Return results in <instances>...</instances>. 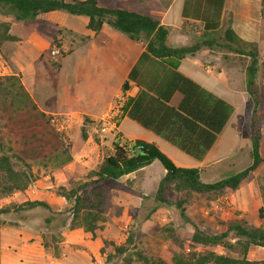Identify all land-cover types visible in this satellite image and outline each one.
<instances>
[{"label":"trees","instance_id":"obj_1","mask_svg":"<svg viewBox=\"0 0 264 264\" xmlns=\"http://www.w3.org/2000/svg\"><path fill=\"white\" fill-rule=\"evenodd\" d=\"M225 0H185L182 15L194 13L199 18L202 30L201 39L191 45L169 47L166 39L170 28L159 20L145 13L126 9L99 6L96 0H0V8L13 16L16 21H27L38 14L64 10L71 14L88 17L87 26L98 32L104 22L112 28L125 33L130 38L143 35L147 40L142 56L152 55L165 59L169 67L171 93L155 91L148 108H153L166 118V127L154 126L138 117L132 110L130 117L146 127H153L180 149L195 156L202 155L211 147L218 134L226 125L233 112V106L201 88L198 84L184 77L177 71L179 61L192 55L202 47L219 46L228 51L245 55L249 63L245 67V88L252 100L250 120L251 163L244 169L213 182H203L200 171L195 167L176 166L174 162L154 143L135 139L126 143L114 140L111 151L105 149L102 162L88 171L91 181L107 179L117 180L131 172L139 170L157 160L165 169L156 190V198L165 201L164 193L174 186L180 190L193 191L202 195L219 194L227 189L236 190L257 169L263 158L260 153L262 132L264 130V84L257 86L256 77H264V57L260 55L258 42L240 38L231 24L223 26L221 19ZM203 5V10L198 9ZM260 20L264 22V0H260ZM185 21L183 26H185ZM10 22L0 19V46L16 37L9 33ZM172 132H165L166 130ZM197 138V139H196ZM72 160L68 147V138L52 122V115L36 105L21 78L16 74L0 75V194L4 196L23 190L28 183L27 171L35 164L47 166H65ZM64 190V188H62ZM62 195L72 201L71 228L81 227L94 235L103 221L105 201L98 190H88L87 182L72 188ZM37 206L46 207L40 200H26L11 210L21 211ZM180 215L186 218L185 210L178 204ZM10 208H0V214ZM260 217L263 208H258ZM228 230L238 237L237 244L241 256L231 257L213 251L184 252L173 254L170 262L160 257H151L142 251H136V258L127 254L122 264H264L249 260L246 252L250 246L264 247V228L252 224L233 223L219 234L195 230L191 242L202 246L232 245L226 240ZM117 254L127 251L125 246H114ZM111 256H108V259Z\"/></svg>","mask_w":264,"mask_h":264},{"label":"rangeland","instance_id":"obj_2","mask_svg":"<svg viewBox=\"0 0 264 264\" xmlns=\"http://www.w3.org/2000/svg\"><path fill=\"white\" fill-rule=\"evenodd\" d=\"M103 3L108 7L118 8L122 1L100 0L98 4ZM259 6L260 0H247L246 2L240 0L238 7L241 12L245 11L251 17H258ZM222 17L223 26H227L230 23V12L226 10ZM0 19L9 21L10 24L16 21L2 8H0ZM261 26H264V22ZM199 31V33L189 35L173 34L170 41L184 45L195 43L201 39L202 30ZM262 32L264 34V27ZM176 36H178V41ZM39 42H44V39ZM33 43L31 39H25L20 45V49L28 52L20 59H23L25 64L33 61L35 67L38 64L34 59L37 46ZM202 49H207L212 56L223 59L226 67H235L234 70H238L241 76L249 63L247 56L228 51L217 45L205 46ZM259 53L264 57V48L260 49ZM44 62L48 65L46 61ZM55 62L52 60L53 64ZM73 68L72 65V73ZM53 72L56 71H51ZM33 80L36 87L39 81L35 78ZM69 80L72 85L73 75ZM224 81L226 85H229L227 79ZM50 82L52 83L49 86L43 87L42 98H46L48 94L50 97L51 93L59 94V91L63 93V88L57 86V78ZM241 83L244 85V80L234 86L236 89H233L235 92L232 103L235 111L218 146L220 152L226 155L214 166L201 171L200 179L203 182L217 181L246 168L251 163L252 100L245 93L244 88L241 89ZM256 83L258 87L264 84V77L260 73L256 77ZM64 117L52 115V122L59 131L66 134L69 151L72 152V148L70 150L71 141L72 147L82 142L81 133L78 128L73 127L72 121L66 122ZM236 125L239 136L235 132ZM129 132L132 130L129 129ZM127 139V137L124 138L123 142H127ZM108 141L110 142V138ZM260 153L263 160L259 167L252 171L249 178L236 190L227 189L219 194L202 195L193 191L180 190L172 184L164 193L165 201L156 198L159 180L164 175V168L157 160L143 167L146 173L144 184L141 175L123 181L107 179L93 182L92 178L87 176L88 171L75 176L70 175L71 169L66 168V165L35 164L31 171H27L28 183L23 190L6 196L0 194V208H10V211L2 213L5 218L4 222H10L7 227H14L12 224L20 226V223L16 221L18 216L28 224L27 229L35 234L31 239L26 240L31 248V256L17 250L16 254L12 255L15 259L10 258V249L5 244L10 245L13 240L8 234L3 240L0 238V264L4 252L7 253L4 256V264H122L127 254L136 258V251H142L147 256L160 257L167 262L171 261L174 253L182 250L184 252L213 251L239 257L241 253L237 244L238 237L232 230H228L226 237L232 245L231 248L222 245L211 247L194 244L191 242V235L195 230L219 234L226 231L233 223H248L264 228V216L260 217L258 213L259 207H262L264 212V130ZM85 182H87L88 190L100 191L105 201L103 221L99 222L94 235L84 231L81 227L71 228L69 226L72 201L62 195V192L68 193L70 189L77 188ZM26 200H40L47 206H37L29 211L11 210L13 206ZM178 204L185 210L186 218L180 215L181 208ZM114 246H125L127 251L117 254ZM109 255L111 259H108ZM246 257L256 262L264 260V247L250 246Z\"/></svg>","mask_w":264,"mask_h":264},{"label":"crops","instance_id":"obj_3","mask_svg":"<svg viewBox=\"0 0 264 264\" xmlns=\"http://www.w3.org/2000/svg\"><path fill=\"white\" fill-rule=\"evenodd\" d=\"M96 1L97 4L100 2V0ZM121 1L119 9L151 15L161 24L168 26L170 33L166 44L169 47L185 46L172 43L171 35L199 33L202 28V26H192L200 23V17L194 18V13H189L185 17L182 15L185 0ZM246 1L244 0V2ZM98 5L111 8L105 3ZM239 5L240 0H225L221 19L225 11L228 10L230 24L235 33L246 41L258 42L259 49H263L264 34L262 30L264 26H261L260 6L259 16L251 17L245 11L241 12ZM203 7V5H198L197 8L201 11ZM184 21L185 26H183ZM25 22L27 23L22 24L20 21H15L10 24L9 33L16 38L7 40L0 46V75H20L24 87L39 109L47 114L65 116L66 122L72 121L73 127L79 129L82 142H78L72 147L71 141L72 160L65 166L71 169L70 175L77 176L76 174H84L95 169L102 162L105 149L111 151L114 140L124 143L123 139L126 137L128 138L127 142L135 139L152 142L176 166L195 167L199 169L200 173L202 170L214 166L219 159L226 155L220 152L218 146L235 111L232 103L233 93L236 89L234 86L244 80V85L241 83L242 88H240H244L247 93L245 70L242 72V76L239 75V71L234 70L235 67H226L223 59L212 56L207 49H202L203 47L179 61L177 71L181 75L233 106L230 118L211 147L202 157H195L180 149L153 128L154 126L160 128L166 126V117L158 114L153 108L146 107L147 103L151 101L152 96H155V91L169 95L172 86L168 74L169 67L165 63V59L152 55L142 56L147 44L143 35L130 38L106 22L102 24L98 32H94L87 26V16L71 14L64 10L40 13ZM176 37L178 41V36ZM25 39H31L37 46L34 59L38 64L35 67L33 61L25 64L24 60L20 59L21 56L28 54L27 51L20 49V45ZM43 39L44 42H39ZM54 42L66 44L69 47L66 53L58 57L55 64L52 63L53 58L49 54ZM72 65L74 66L73 73ZM51 71L56 72L51 73ZM71 75L74 77L72 85L69 80ZM34 78L39 81L36 87H40H35ZM55 78L58 79L57 86L63 88V93L57 89L59 94L51 93L50 97L48 94L46 98H42L43 87L49 86L52 83L50 81ZM225 79L229 81V85L225 84ZM125 82L128 84L126 88H124ZM119 90H122L126 96L125 112L118 119L115 134L100 136L96 132L97 122L107 110L114 94ZM132 110L138 117L154 126L146 127L130 117L129 112ZM129 129L133 133L129 132ZM165 132H172V130ZM235 132L239 136L237 125ZM136 175H141L144 184L146 173L143 168L117 180L132 179ZM0 217V238L3 240L6 235L10 234L9 236L13 240L12 244H5L10 249V258L15 259V256L12 255L16 254L17 250L31 256V248L26 240L31 239L35 234L27 229L28 224L17 216L16 221L20 223V226L12 224L14 227H7L10 222H4L5 218L2 213ZM2 254L7 255L5 252ZM4 256L1 257V264H4Z\"/></svg>","mask_w":264,"mask_h":264},{"label":"built area","instance_id":"obj_4","mask_svg":"<svg viewBox=\"0 0 264 264\" xmlns=\"http://www.w3.org/2000/svg\"><path fill=\"white\" fill-rule=\"evenodd\" d=\"M69 50L66 44L54 42L49 50L50 56L54 61ZM126 109V96L122 90L117 91L105 113L99 118L96 126V132L100 136L113 135L116 133L118 119L124 114ZM53 121V120H52ZM61 124V123H60Z\"/></svg>","mask_w":264,"mask_h":264},{"label":"water","instance_id":"obj_5","mask_svg":"<svg viewBox=\"0 0 264 264\" xmlns=\"http://www.w3.org/2000/svg\"><path fill=\"white\" fill-rule=\"evenodd\" d=\"M127 85H128V84H127V82H125V83H124V88H126V87H127Z\"/></svg>","mask_w":264,"mask_h":264}]
</instances>
